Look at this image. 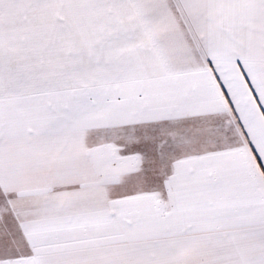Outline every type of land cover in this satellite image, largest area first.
<instances>
[{
	"label": "snow or ice",
	"instance_id": "snow-or-ice-1",
	"mask_svg": "<svg viewBox=\"0 0 264 264\" xmlns=\"http://www.w3.org/2000/svg\"><path fill=\"white\" fill-rule=\"evenodd\" d=\"M0 264H264V0H0Z\"/></svg>",
	"mask_w": 264,
	"mask_h": 264
}]
</instances>
